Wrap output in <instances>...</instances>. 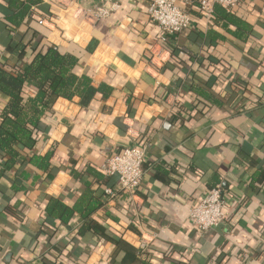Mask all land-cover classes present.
Listing matches in <instances>:
<instances>
[{"label":"crops","instance_id":"0c3cea01","mask_svg":"<svg viewBox=\"0 0 264 264\" xmlns=\"http://www.w3.org/2000/svg\"><path fill=\"white\" fill-rule=\"evenodd\" d=\"M117 2L96 20L109 1L0 0V60L29 30L16 65L53 45L100 89L87 104L57 98L35 145L11 167L0 157V264H264V0L209 18L177 0L192 19L174 35L150 20L149 0ZM24 10L16 27L6 20ZM134 145L146 158L130 195L101 166ZM47 153V169L28 162ZM215 187L226 217L202 231L189 210ZM52 198L66 220L47 212Z\"/></svg>","mask_w":264,"mask_h":264},{"label":"trees","instance_id":"16d2710c","mask_svg":"<svg viewBox=\"0 0 264 264\" xmlns=\"http://www.w3.org/2000/svg\"><path fill=\"white\" fill-rule=\"evenodd\" d=\"M25 12L26 10L20 14L14 13L6 20L16 27ZM8 26V30L13 29ZM28 31L16 34L17 39L11 48L17 59L11 56L0 60V94L7 98L0 111V157L5 167H11L19 160L21 150L35 145V136L42 129L41 121L57 98L71 99L77 95L82 104H87L100 90L92 85L88 75L75 73L78 62L76 56L53 45H46L44 50L39 51L25 65H16L24 56L31 35L34 36V32L28 35ZM25 86H33L35 94L24 97ZM49 156L50 153L43 157L33 155L28 162L47 169ZM47 212L66 220L72 210L52 198Z\"/></svg>","mask_w":264,"mask_h":264},{"label":"built area","instance_id":"2783aa9c","mask_svg":"<svg viewBox=\"0 0 264 264\" xmlns=\"http://www.w3.org/2000/svg\"><path fill=\"white\" fill-rule=\"evenodd\" d=\"M108 5L97 6L89 12L90 17L101 19L116 10L117 0H107ZM241 0H198V9L206 17H211L215 5L232 9L239 5ZM147 14L151 21L156 23L167 35H174L187 28L191 23L190 14L181 9L177 0H149ZM146 158V146H126L119 153L108 157L101 166L106 176H115L119 188L135 195L143 177V163ZM107 195H115L116 191L106 188ZM222 191L219 187L210 189L189 210L188 220L199 230H207L220 224L226 217L223 206Z\"/></svg>","mask_w":264,"mask_h":264}]
</instances>
